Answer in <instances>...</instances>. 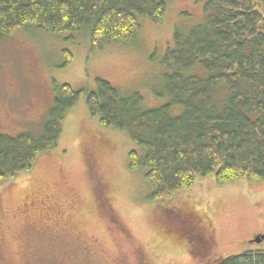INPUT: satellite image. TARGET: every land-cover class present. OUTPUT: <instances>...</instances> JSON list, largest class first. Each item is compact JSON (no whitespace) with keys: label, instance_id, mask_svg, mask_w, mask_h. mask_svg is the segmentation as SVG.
<instances>
[{"label":"rangeland","instance_id":"1","mask_svg":"<svg viewBox=\"0 0 264 264\" xmlns=\"http://www.w3.org/2000/svg\"><path fill=\"white\" fill-rule=\"evenodd\" d=\"M165 1L160 24L143 20L135 39L94 53L83 32L57 36L28 28L0 40V133L39 136L62 84L93 90L100 78L138 93L145 108L166 104L163 59L174 29L200 24L203 4ZM61 127L57 146L38 156L29 173L0 184V264H209L264 251V239L250 242L264 236V181L220 187L212 175L197 177L191 189L165 201L183 211L179 217L168 210L178 221L206 217L211 238L199 227L207 251L198 256L181 224L159 215L143 171L129 169L125 133L102 127L84 95ZM185 209L199 217L183 216Z\"/></svg>","mask_w":264,"mask_h":264},{"label":"trees","instance_id":"2","mask_svg":"<svg viewBox=\"0 0 264 264\" xmlns=\"http://www.w3.org/2000/svg\"><path fill=\"white\" fill-rule=\"evenodd\" d=\"M192 1L203 4V20L174 29L163 59L166 104L145 108L138 93L100 78L93 90L59 85L39 136L0 133V184L29 173L38 156L57 146L64 115L84 95L102 127L126 134L128 167L143 171L159 215L211 238L206 217L185 209L183 216L192 213L196 223L178 221L169 212L181 217V208L164 203L191 189L197 177L212 175L220 187L264 181V0ZM165 13V0H0V40L28 28L57 36L83 32L94 53L127 44L141 21L160 24ZM209 264H264V251Z\"/></svg>","mask_w":264,"mask_h":264},{"label":"flooded vegetation","instance_id":"3","mask_svg":"<svg viewBox=\"0 0 264 264\" xmlns=\"http://www.w3.org/2000/svg\"><path fill=\"white\" fill-rule=\"evenodd\" d=\"M183 229L181 228L180 233H183V235H185V236L188 235L189 238L191 239V244L189 242V245L191 246L192 252L196 253L199 256L205 255L207 250H206L205 246L203 245V240L201 238L202 236L200 235L198 229L197 228H194V229L192 228L190 230H183ZM257 236H260V234L252 237L250 242L254 243L253 240Z\"/></svg>","mask_w":264,"mask_h":264},{"label":"water","instance_id":"4","mask_svg":"<svg viewBox=\"0 0 264 264\" xmlns=\"http://www.w3.org/2000/svg\"><path fill=\"white\" fill-rule=\"evenodd\" d=\"M263 236H258V237H256L254 240H253V242H255V243H260L262 240H263Z\"/></svg>","mask_w":264,"mask_h":264}]
</instances>
